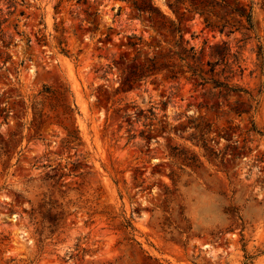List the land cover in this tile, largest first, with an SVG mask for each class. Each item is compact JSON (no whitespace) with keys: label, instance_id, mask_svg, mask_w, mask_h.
Instances as JSON below:
<instances>
[{"label":"rangeland","instance_id":"obj_1","mask_svg":"<svg viewBox=\"0 0 264 264\" xmlns=\"http://www.w3.org/2000/svg\"><path fill=\"white\" fill-rule=\"evenodd\" d=\"M170 1L0 0V264H264V0Z\"/></svg>","mask_w":264,"mask_h":264},{"label":"trees","instance_id":"obj_2","mask_svg":"<svg viewBox=\"0 0 264 264\" xmlns=\"http://www.w3.org/2000/svg\"><path fill=\"white\" fill-rule=\"evenodd\" d=\"M221 1H224V0H221ZM181 3H182V0H173V1L169 2L170 7L172 8L173 11H176L177 9H179ZM190 5L194 8L196 7L193 2H190ZM231 9L233 11H236V13H238L242 18H244V20L246 21V24H247V25H245L246 28L252 27L253 22H252L251 6H248V7H245L242 5L241 6H232ZM206 21L208 23H210L211 25L218 26L220 30H223V28L227 25V23H229V21L227 19L221 20L220 18H218V21H219L218 24H213L212 19L208 18V17H206ZM258 46L260 47V49H262V44H259ZM214 53L215 54L218 53V59H217L218 61H214L213 64H216L217 62L223 61L226 65L231 66L230 63H228V60L226 59L227 54L229 53L228 47H225V50H223L221 52H214ZM233 56H236V53ZM262 60H264V56H262ZM261 66H263L262 62H261ZM192 71L194 74H196L200 78H202V79L205 78L204 76H202V74H200V72H194V70H192ZM209 71L213 73L214 72V66L209 68ZM230 71H231V69H230ZM226 77L227 76H225V78ZM213 81L215 82V85H222L226 89H233V88H237L238 90L241 89L239 87H234V86L230 85L229 82H227V81H222V80H219L216 78ZM68 110H69L68 108H65V110H64L67 117H69L68 116ZM55 115H58V114L56 113ZM65 140L67 143L72 142L75 140V135L73 133H71L70 130H68ZM43 204H49V208L46 210L50 211V223H49V225H50V233H51L56 229L59 218L61 217V214L63 212L62 208L58 210L57 207H62V205H61V203L56 202V200L52 199L51 197H50V201H44L40 205L43 206Z\"/></svg>","mask_w":264,"mask_h":264}]
</instances>
